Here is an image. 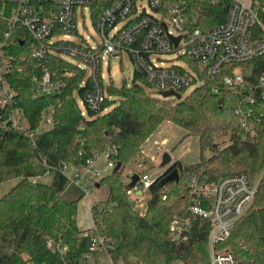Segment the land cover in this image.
Masks as SVG:
<instances>
[{
	"label": "trees",
	"instance_id": "1",
	"mask_svg": "<svg viewBox=\"0 0 264 264\" xmlns=\"http://www.w3.org/2000/svg\"><path fill=\"white\" fill-rule=\"evenodd\" d=\"M112 1L96 0L95 7L100 12ZM255 1L264 6V0ZM31 2L37 8L46 3ZM170 4L167 0L165 8ZM187 4L191 26L208 29L225 20L229 0H187ZM16 7L14 2L0 0V42L11 27ZM32 48L29 34L18 29L14 43L4 48V54L14 58L5 77L16 93L13 106L26 118L29 129L40 127L47 109L52 110L51 126L34 139L14 131L0 133V184L16 180L0 196V264H83L89 240L81 236L83 229L76 216L84 193L69 185L66 174L56 168H79L87 159L107 150L115 165L121 163V169L96 182L108 187L109 196L100 203V210H94L93 219L110 238L113 258L122 264H210V226L205 219L187 212L192 203L191 176L206 183L236 173L255 178L264 163V113L255 123L252 137L242 141L240 119L235 114L238 95L222 83L223 75L233 66L215 77L200 73L202 83L180 99L150 94L138 82L137 74L130 85L116 86L111 81L107 91L113 99L104 103L108 110L90 112L84 118L74 93L82 92L80 83L87 79L85 71L54 54L41 65L31 57ZM235 66L252 82L264 75V55ZM44 68L61 77L65 87L52 95H36L33 77L40 76ZM165 121L184 129L185 137L198 139L200 160L191 165L176 160L166 173L177 168L178 181L160 186V176L147 191L145 209L141 211L127 195L121 175L135 157L142 155L145 140ZM224 135L229 136L230 143L218 148L215 138ZM208 148L212 154L204 158L203 151ZM47 172H53L52 181L40 182L38 178ZM175 216L191 221L187 238L181 242L169 235V224ZM48 241L68 248L65 252L52 250ZM220 247L233 253L236 264H264V176L253 205Z\"/></svg>",
	"mask_w": 264,
	"mask_h": 264
},
{
	"label": "built area",
	"instance_id": "2",
	"mask_svg": "<svg viewBox=\"0 0 264 264\" xmlns=\"http://www.w3.org/2000/svg\"><path fill=\"white\" fill-rule=\"evenodd\" d=\"M6 1L16 3L17 7L11 27L0 42V133L14 131L30 139L40 133V127L29 129L26 118L13 106L16 93L5 77L14 58L4 54V48L14 43L18 29H24L32 39L31 57L37 63L43 65L48 56L54 54L85 71L87 79L80 83L82 92L74 93L84 118L90 112L108 110L104 103L112 98L107 91L112 81L110 60L118 57L122 61L123 55L131 61L134 74L139 76L138 82L157 97L169 90L182 95L202 83L200 73L215 77L226 67L233 66L223 75L222 83L238 95L235 114L240 119L242 141L252 137L255 123L263 116L264 75L249 82L235 66L264 55V6L255 0H229L225 20L208 29L191 26L186 13L187 0H169L168 8H165L167 0H113L100 12L95 7L96 0H45L39 8L31 0ZM86 20L91 21L93 34L87 33ZM169 35L179 37L176 45ZM64 87L63 79L45 68L40 76L33 77L36 95H52ZM212 90L217 92V88ZM46 121L51 123V118ZM101 154L106 158L107 166L114 168L111 152L107 150L87 159L85 165L79 167L83 174L67 175L66 168H76L68 165L56 169L66 174L69 185L88 194L81 182L88 175L92 179L101 175L95 167ZM160 175L138 173L135 185L127 187V195L135 204L145 206L147 191ZM263 176L264 163L255 178L236 173L206 183L196 175L191 176L189 194L192 203L187 212L205 219L210 226L207 239L210 264H236L233 253L220 245L253 205ZM162 198L165 199L166 194ZM100 209V202L90 205L92 218L94 210ZM93 222L92 227L81 232V236L89 240L83 264H122L112 256L114 248L110 238L102 232L98 222L94 219ZM190 226L189 217L175 216L169 224L171 239L184 241ZM47 244L60 252L68 248L51 241Z\"/></svg>",
	"mask_w": 264,
	"mask_h": 264
},
{
	"label": "rangeland",
	"instance_id": "3",
	"mask_svg": "<svg viewBox=\"0 0 264 264\" xmlns=\"http://www.w3.org/2000/svg\"><path fill=\"white\" fill-rule=\"evenodd\" d=\"M88 28L87 33L93 34L94 30L90 20H86ZM168 58L174 57V55H167ZM120 58L115 57L110 60V73L112 77V83L116 86H120L122 83L128 85L132 84L134 78V68L125 55ZM179 63L183 61L176 59ZM191 90L188 89L181 96L184 97ZM147 91V90H146ZM148 92V91H147ZM115 97V96H114ZM113 99V97H112ZM116 99V98H115ZM52 110L47 109L43 113V120L39 131L42 132L50 128L51 123L47 122V118H51ZM186 131L181 127L171 123L163 122L158 128L145 140L142 146V155L135 157L123 170L121 179L127 184L128 177L133 171L148 172L154 176L162 173L164 167L161 166V161L164 153H169L171 160L175 161L178 159L182 165H191L200 160L201 151L198 143V139L193 135L185 137ZM218 148H223L229 145V136L224 135L215 138ZM212 150L205 149L203 151L204 158L211 156ZM95 167L101 172L98 177L86 176L85 180L81 182L83 188L88 189V194H84L77 204V224L81 229H87L94 225L90 205L93 202H102L108 200L109 190L105 185L99 187L96 186V182L105 174L113 171V168L107 166V161L104 155H99L96 159ZM65 172L67 175L73 176L74 173L83 174L81 168H66ZM53 179V172H47L43 176L39 177L38 180L44 183H50ZM16 183V180L3 182L0 184V196L10 190V188ZM135 207L143 211L145 206L141 207L139 204H135ZM174 264H182L181 261H176Z\"/></svg>",
	"mask_w": 264,
	"mask_h": 264
},
{
	"label": "water",
	"instance_id": "4",
	"mask_svg": "<svg viewBox=\"0 0 264 264\" xmlns=\"http://www.w3.org/2000/svg\"><path fill=\"white\" fill-rule=\"evenodd\" d=\"M170 39L174 42V44L176 45L179 37H172L170 36ZM162 97L164 98H176V99H180L181 98V94L177 93L175 91L169 90V91H165L161 93ZM175 161L171 160V156L169 155V153H164L163 157H162V161H161V166L164 167L163 172L161 173V179L159 181V185L160 186H165L168 183L171 182H176L179 179V173L177 168L172 169L170 172L166 173V171L169 169V167L174 163ZM121 169V163H117L115 165V167L113 168V173L119 171ZM130 182L127 184L128 188H132L136 181L138 180V173H133L130 177ZM97 186H99L97 184ZM138 194H140V191H138Z\"/></svg>",
	"mask_w": 264,
	"mask_h": 264
},
{
	"label": "crops",
	"instance_id": "5",
	"mask_svg": "<svg viewBox=\"0 0 264 264\" xmlns=\"http://www.w3.org/2000/svg\"><path fill=\"white\" fill-rule=\"evenodd\" d=\"M176 160H178V159H176ZM176 160H175V161H176ZM96 186H97V185H96ZM97 187H98V186H97Z\"/></svg>",
	"mask_w": 264,
	"mask_h": 264
}]
</instances>
